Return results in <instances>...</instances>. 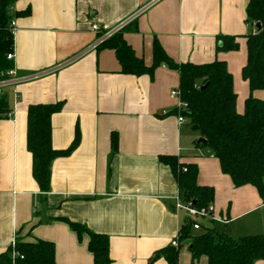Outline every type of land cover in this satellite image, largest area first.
<instances>
[{"label":"crops","instance_id":"1","mask_svg":"<svg viewBox=\"0 0 264 264\" xmlns=\"http://www.w3.org/2000/svg\"><path fill=\"white\" fill-rule=\"evenodd\" d=\"M248 0H16L13 67L19 76H40L7 86L12 116L0 120V253L16 239L54 244L55 264H93L89 236L81 239L68 222L108 236L114 264H149L171 246L186 214L175 209L178 186L159 156L196 164L197 183L214 190V215L227 219L221 230L237 238L264 234V200L256 188L235 187L206 148L196 147L198 133L178 122V73L160 64L152 76L119 72L112 49L92 48V24L108 29L133 16L123 38L149 66L156 39L177 64L224 61L232 75L237 113L252 94L241 69L246 36L255 31L245 21ZM134 28L136 30H134ZM218 35L235 36L238 48L218 51ZM62 103L50 119L51 145L66 149L79 130V142L65 157L50 163L49 190L41 192L32 176L26 147L27 109ZM118 137L112 153L110 135ZM264 182V176H263ZM182 242L178 264L191 261ZM152 264H168L164 258ZM254 264H264L256 260Z\"/></svg>","mask_w":264,"mask_h":264},{"label":"trees","instance_id":"2","mask_svg":"<svg viewBox=\"0 0 264 264\" xmlns=\"http://www.w3.org/2000/svg\"><path fill=\"white\" fill-rule=\"evenodd\" d=\"M16 0H0V79L13 68V60L7 54L13 52V32L9 26L14 16H25L24 11L13 12ZM245 21L255 31L246 36V62L241 75L247 81L250 92L264 90V0H248ZM131 24V23H130ZM130 24L101 42L96 48H108L120 65L119 72L140 76L149 74L160 64H166L178 73L180 100L185 108L175 109L205 143H196L198 148L211 151L218 160L221 172L228 175L235 187L252 185L264 200V100L250 94L244 102V111L235 109L236 95L232 87V75L224 61L209 63H175L155 39L152 44V63L147 66L123 38V32ZM134 30H136L134 28ZM238 48L235 36L218 35L216 49L233 51ZM62 103L33 104L27 109L26 147L32 157V176L41 192L49 190L50 163L58 157L68 156L79 142V130L70 145L56 150L51 145L50 119L61 110ZM11 112L6 96L0 94V120ZM118 137L110 135L112 153L117 150ZM167 165L177 183L178 197L183 204L191 203L195 208L213 205L214 190L210 186L197 183L196 164L180 163L176 156H159ZM185 168V170H184ZM206 220V221H204ZM193 221L188 216L180 225L177 246L158 250L149 264L157 258H164L168 264H178V253L182 242H189L191 261L201 256L207 264H254L264 260V234L245 235L233 238L212 224L217 221L201 218L195 220L200 228L194 230ZM208 222V223H206ZM71 229L81 239L83 233L89 236L88 250L92 253L93 264H114L109 257L108 236L89 231L77 222H68ZM54 244L36 239L33 242L15 240L14 244L0 253V264H55Z\"/></svg>","mask_w":264,"mask_h":264},{"label":"built area","instance_id":"3","mask_svg":"<svg viewBox=\"0 0 264 264\" xmlns=\"http://www.w3.org/2000/svg\"><path fill=\"white\" fill-rule=\"evenodd\" d=\"M133 16L126 18L125 20H122L115 26L108 28V29H102L98 24H92L91 30L96 34V39L93 42L92 45H90L89 49L96 48L101 42L111 37L116 32L120 31L122 28H124L126 25H128L132 20ZM11 31L13 32L15 22L14 20L10 21L9 24ZM7 59L13 60V52H10L7 54ZM41 74H34L29 76H19L16 74L14 67L8 70L3 78L0 79V94L2 93L3 89L7 86H14L22 82H26L28 80H31L33 78H36L40 76ZM171 96L178 99V108H185V105L180 100V90L179 88L173 89L171 91ZM12 116V112H9L7 114V118ZM185 121V118L182 115H178V122L183 123ZM185 170V168H184ZM175 209L176 210H183L186 214V216L189 217V219L194 220L193 221V229L198 230L200 228V225L197 221L198 219L205 218V219H212L215 221H220L221 223H226L227 219L225 218H218L214 215V207L212 204L207 206L206 208H195L191 206V203L183 204L179 198L175 202ZM179 236V231L177 236L172 240L171 245L176 247L177 246V238ZM12 244H14V241H12Z\"/></svg>","mask_w":264,"mask_h":264},{"label":"water","instance_id":"4","mask_svg":"<svg viewBox=\"0 0 264 264\" xmlns=\"http://www.w3.org/2000/svg\"><path fill=\"white\" fill-rule=\"evenodd\" d=\"M256 27L259 28V27H260V24L257 23V24H256ZM197 142H198V143H202V144H204V143H205V140H204L203 138H199V139L197 140Z\"/></svg>","mask_w":264,"mask_h":264},{"label":"rangeland","instance_id":"5","mask_svg":"<svg viewBox=\"0 0 264 264\" xmlns=\"http://www.w3.org/2000/svg\"><path fill=\"white\" fill-rule=\"evenodd\" d=\"M199 139V137L196 139V141ZM185 213V212H184ZM204 221H206V220H204ZM206 223H208V222H206ZM215 228H217V229H221V225L220 224H218V223H214V224H212ZM222 230V229H221Z\"/></svg>","mask_w":264,"mask_h":264}]
</instances>
